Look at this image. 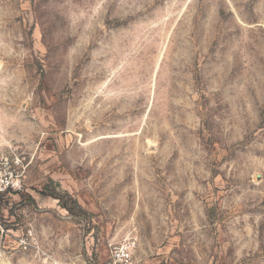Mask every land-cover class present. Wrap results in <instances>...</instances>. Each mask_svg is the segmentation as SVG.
<instances>
[{
	"label": "rangeland",
	"instance_id": "obj_1",
	"mask_svg": "<svg viewBox=\"0 0 264 264\" xmlns=\"http://www.w3.org/2000/svg\"><path fill=\"white\" fill-rule=\"evenodd\" d=\"M0 156V264H264V0H0Z\"/></svg>",
	"mask_w": 264,
	"mask_h": 264
},
{
	"label": "built area",
	"instance_id": "obj_2",
	"mask_svg": "<svg viewBox=\"0 0 264 264\" xmlns=\"http://www.w3.org/2000/svg\"><path fill=\"white\" fill-rule=\"evenodd\" d=\"M18 164L19 160L17 159L13 161L6 156H0V195L5 192L16 191L21 187L20 180L14 172V166ZM135 245L134 239H128L122 243L111 245L106 260H90L81 264H134Z\"/></svg>",
	"mask_w": 264,
	"mask_h": 264
},
{
	"label": "trees",
	"instance_id": "obj_3",
	"mask_svg": "<svg viewBox=\"0 0 264 264\" xmlns=\"http://www.w3.org/2000/svg\"><path fill=\"white\" fill-rule=\"evenodd\" d=\"M45 189H47V188H45ZM49 195H50L51 197L55 198V199H58V202H59V204H60L62 207L66 208L69 212H72V210L69 208L68 204H67L66 202L63 201L62 196H61L60 194H57V193H55V192H54V193L50 192Z\"/></svg>",
	"mask_w": 264,
	"mask_h": 264
}]
</instances>
